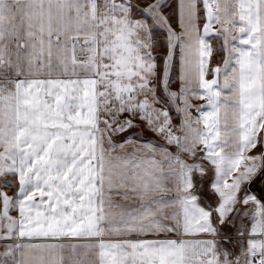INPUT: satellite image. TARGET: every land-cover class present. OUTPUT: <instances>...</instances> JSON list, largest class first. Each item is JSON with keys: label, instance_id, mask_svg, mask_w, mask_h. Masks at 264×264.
<instances>
[{"label": "snow or ice", "instance_id": "obj_1", "mask_svg": "<svg viewBox=\"0 0 264 264\" xmlns=\"http://www.w3.org/2000/svg\"><path fill=\"white\" fill-rule=\"evenodd\" d=\"M0 264H264V0H0Z\"/></svg>", "mask_w": 264, "mask_h": 264}]
</instances>
